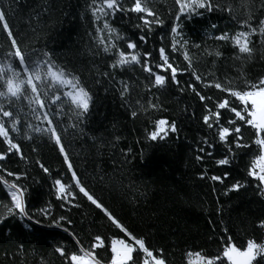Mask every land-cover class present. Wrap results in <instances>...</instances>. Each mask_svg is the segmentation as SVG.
<instances>
[{
    "label": "trees",
    "instance_id": "16d2710c",
    "mask_svg": "<svg viewBox=\"0 0 264 264\" xmlns=\"http://www.w3.org/2000/svg\"><path fill=\"white\" fill-rule=\"evenodd\" d=\"M102 2L0 0V11L12 32L8 37L0 22V65L23 69L11 55L15 38L28 64L51 61L78 78L92 97L88 113L80 117L69 100L51 102L59 86L49 87L47 82L42 86L37 82L40 92L46 93L41 95L43 109L30 104L26 98L32 95L30 90L18 100L0 97L4 110L13 112L12 117L0 114V121L20 146V153L0 160V264H72V254L80 255L82 249L92 252L96 236L104 242L103 248L95 250L102 264H111L113 239L142 238L166 264H189V253L210 258L222 255L228 238L236 246L246 245L249 239L264 242L260 227L264 195L258 179L249 175L261 153L254 143V129L237 122L242 142L249 147L237 148L235 136L221 141L220 127H235L227 121L236 118L218 104L229 99L238 110L242 105L228 92L211 86L220 82L245 91L250 90L245 81L264 77V36L251 35L250 57L239 53L233 39H218L248 32L249 25L258 27L264 19V0H212L215 10L198 9L199 15L180 13L175 0H148V7L162 21L149 25L140 18L145 14L129 10L134 0H119L124 11L94 15ZM105 22L115 32L109 33ZM177 25L179 36L172 32ZM174 38L182 42L177 50L172 48ZM130 42L137 47L129 49ZM161 48L179 69V83L172 81L166 65L157 67L163 64ZM120 52L140 54V63L116 65ZM145 63L151 73L145 71ZM156 73L167 77L163 86L155 85ZM193 73L202 79L197 81ZM0 91H6L3 79ZM201 95L206 99L202 101ZM217 111L221 119L217 123L213 117V127H209L203 117ZM44 112L61 137L64 153L49 131H34L51 127ZM161 119L174 122L177 131L152 140L149 134ZM13 121H18L15 129ZM7 148L0 137V154L7 153ZM225 158L229 163L220 165L218 161ZM74 173L103 208L79 191ZM214 176L222 182L211 179ZM57 180L71 191L69 201L57 195ZM237 182L243 187L230 190ZM9 184L23 190L26 215L19 210L7 214V207L12 206ZM253 264H264V257Z\"/></svg>",
    "mask_w": 264,
    "mask_h": 264
},
{
    "label": "snow or ice",
    "instance_id": "6c2138e0",
    "mask_svg": "<svg viewBox=\"0 0 264 264\" xmlns=\"http://www.w3.org/2000/svg\"><path fill=\"white\" fill-rule=\"evenodd\" d=\"M103 3L106 5L108 10H111L113 12L125 10L122 8L119 0H103ZM175 4L179 6L180 13H188L189 15H191L192 13H196L198 15L201 14L197 11L198 9H204L205 11L215 10L212 0H175ZM129 10L136 13L145 14L140 17L144 21L145 25H149L151 23H162V21H160L156 16V13L150 7H148V0H134L133 6ZM97 11L103 13L104 15H108V12H106L104 8L94 9V15ZM148 17H152L153 19L150 21ZM177 18L179 19V16ZM97 19H99V16H97ZM0 22H3L2 27L7 32L8 37L11 38L12 32L9 28L8 23L6 22L5 13L3 11H0ZM244 23L247 24L248 22L245 21ZM178 27L179 26L177 25L172 28V32L176 33L177 36H179V32L177 31ZM104 28L107 29L109 33L115 32V29L111 28L106 22L104 24ZM249 28L250 31L240 33L234 38L222 35L218 39H233L234 44L238 47L239 53L247 54L250 57L253 52V48L250 47L252 43L250 37L251 35L256 33L264 36V19H261L259 21L258 27H251L249 25ZM141 39L145 40L146 38L141 37ZM101 43H103L102 40ZM183 44H187V41H183ZM178 45L182 46L181 40L174 38L172 48L174 50H177ZM11 46L15 49V51L11 53V55L18 58L20 65L24 66L22 70L25 74V78L21 79L20 72L12 69L11 65H8L7 69H5V67L3 66H0V79L7 77V79L5 80L6 91H0V97L16 98L18 100L22 96H24V94L30 89L32 95L26 98L29 99L30 104L35 103L39 106V108L43 109L46 105L45 101L41 99V95H44L46 93L42 94L40 92L39 86L36 82H41L42 86L44 80L47 79L49 81V85L54 83L71 87L72 91L66 92L65 95L70 98L71 103L74 104L76 106V109L79 110L77 112L78 117L88 113L92 97L89 92L83 86H81L78 78L70 76V74L66 73L61 68H57L49 60L43 61L46 71H42L40 62H37L34 66L27 63L28 58H26L21 51L15 38L11 39ZM136 47L137 45L135 43L130 42L128 44L129 49H135ZM104 50L108 51L109 48L105 47ZM159 51L160 58L163 61V64L157 65V67H164L166 65V70H170L171 72L172 81L175 83H179V81L177 80L179 69L177 67H174L172 63L169 62V57L168 55H166L164 48H161ZM143 55L147 57L150 56L151 53H144ZM217 55H219V53H217ZM184 58L189 62V64H191V58L187 52L184 53ZM140 60L141 57L138 53L120 52L119 59L116 61V65L140 63ZM144 69L149 73L152 72V68L147 63H145ZM9 71H11V76H8ZM193 75L195 76V79L197 81L202 79V77L198 74L193 73ZM166 79V76L157 74L155 75L154 83L156 86H163L166 83ZM211 86L228 92L231 97L241 102L242 105L238 110L237 107L232 106V102L229 99H224L218 104L217 107L219 109L230 111L236 118L227 121L229 125H235V127H220V130L218 132L219 139L221 141H227L229 137L235 136L233 143L237 148L249 147V145H245L242 142L243 136L241 135V127L237 123L238 121L243 122L244 124L251 126L254 129L256 136L254 143L261 151V155L258 157V160L264 161V138H261L262 134H264V77H261L256 82L250 80L245 81L246 88L250 89L245 91L233 90L230 86L222 85L220 82H216ZM126 90L127 86H125V91ZM121 94L123 95V92ZM257 97L260 98L259 104L257 102ZM59 99V96L55 97V100ZM200 99L203 101L206 99V97L201 95ZM249 102L251 104V110H249V108L247 107L249 105ZM258 112L260 113L259 117L257 116ZM0 114H2L3 117L13 116L12 111L4 110L3 103H0ZM132 115H136V113L133 112ZM213 117H215L217 123H219L221 119V113L218 111L211 112L209 115H205L203 117L205 124H207L209 127H213L212 123H210ZM36 118L40 119L39 116H37ZM43 118L51 127H49L48 129L36 127L34 131H49L55 139L56 143L60 145V151L64 153L65 149L61 143V137L57 134L56 128L52 126L53 121L49 118L48 112H44ZM16 123H18V121H13V129H15ZM169 131H177L175 123L173 122L169 124L167 120L161 119L156 122L155 130L152 131L149 136L152 140L163 139ZM0 137H3L8 145L7 153L0 154V160L6 159L8 154L20 153V146L14 143L13 140L9 138V130L5 127V124L2 121H0ZM201 151L203 152L204 149L201 148ZM65 159L67 160L66 153ZM198 159H202V157H198ZM218 163L220 165H225L229 163V161L227 158H225L219 160ZM40 166L45 172L48 171V169L44 167L43 164H41ZM69 167L71 168V164H69ZM257 167L258 165L254 164L253 167L249 169V175L258 179L261 185V194L264 195V166L259 167L258 171L256 170ZM7 175L13 176L14 173L8 172ZM73 178L75 179V173L73 174ZM16 179L19 180L20 177L16 176ZM211 179L222 182V178L219 176H214ZM4 183L7 184V181H4ZM56 184L59 185V191L61 193H64L66 185L62 184L60 180H57ZM76 185L79 186V191L83 193V195L87 197V199L91 201L92 204L96 205L97 208H103V205L100 204L96 198H94V195L90 194L85 187L81 186V182L79 179H76ZM9 187L14 190L11 192L12 206L7 207V214H12L14 210H19L20 214L26 215L22 201L23 190L20 189L16 184H11L9 185ZM241 187H243V185L237 182L232 185L230 190L238 191ZM67 195L72 194L67 193ZM104 211L108 215V218L115 223V219L112 217L111 213H108L107 209H104ZM0 219H3V217H0ZM63 219L65 218L61 217V220ZM117 227L122 228V226L118 223ZM260 227L264 228V221L260 222ZM123 230L127 231L126 229ZM129 235L131 234L129 233ZM132 239L135 241V246L126 243L125 240L112 241L113 246L111 247V253L113 255L111 257V264H150V260L154 262V264H166L164 258L154 255V252L149 250V248L145 246V242L142 238L138 239L132 237ZM95 241L96 243H93L91 245L92 252L89 253L85 249H82V251L85 252V255H91L93 257V264H99V261L95 258V250L97 248H103L104 242L101 236H96ZM116 244L121 245L122 248L118 249L117 247H115ZM57 251L60 252L61 255L64 254L63 249H57ZM191 255L192 253H189V256ZM195 255L197 257H200L204 264H224L225 260L227 261V264H253V262L256 261L258 257H264V242H257L255 239H249L248 241H246V245L236 246L233 242H231V238H228V241L226 242V245L222 250V255L218 253L216 256L211 258L202 256L200 252L195 253ZM70 261L72 262V264H88V262L85 260V256L82 255L72 254L70 257ZM189 264H191V261H189Z\"/></svg>",
    "mask_w": 264,
    "mask_h": 264
},
{
    "label": "rangeland",
    "instance_id": "374dc122",
    "mask_svg": "<svg viewBox=\"0 0 264 264\" xmlns=\"http://www.w3.org/2000/svg\"><path fill=\"white\" fill-rule=\"evenodd\" d=\"M98 7L99 8H104V10L105 11H111V10H108L107 9V7H106V5L102 2L101 4H99L98 5ZM240 34V33H239ZM236 35H238V34H236ZM235 35V36H236ZM235 36H233V38L235 37ZM1 66V65H0ZM41 69H42V71H46V68H45V66H44V64H42L41 65ZM17 72H20V74H21V76H20V78L21 79H24L25 78V74H24V72H23V70H21V71H17ZM157 74H159V73H156L155 75H157ZM159 75H161V74H159ZM8 76H11V71H9L8 72ZM7 79V77H5V78H3V80L5 81ZM39 82V81H38ZM44 82H47L48 83V86L50 87V86H54V85H58L59 86V93H56L54 96H52V97H50V99H51V102H53V103H55V102H57V101H60V100H62V98H64V99H66V100H69L70 101V98L69 97H67L66 95H65V93L66 92H68V91H72V89H71V87L70 86H67V85H60V84H51V85H49V81L47 80V79H45L44 80ZM37 83V82H36ZM5 89H6V85H5ZM30 90V89H29ZM56 96H59L60 97V99L59 100H55V97ZM71 102V101H70ZM257 102H258V104L260 103V98L259 97H257ZM249 110H251V104H250V102H249ZM259 115H260V113L258 112L257 113V116L259 117ZM154 130H155V128H154ZM153 130V131H154ZM261 138H264V134H262V137ZM260 155H261V153H260ZM259 155V156H260ZM258 156V157H259ZM258 157L254 160V162H253V165L254 164H256V165H258V167L256 168V170L258 171L259 170V167H261V166H264V161H259L258 160ZM253 165H252V167H253ZM74 181L76 182V178L74 179ZM9 185H11V184H9ZM9 185H8V190H9V194H10V197H11V192L14 190V189H11L10 187H9ZM55 189H56V193H57V195L59 196V197H63V199L64 200H66V201H69V199H70V197L72 196V195H67V193H71V191L67 188V186H66V188H65V192L64 193H61L60 191H59V185H57V184H55ZM72 194V193H71ZM22 201H23V197H22ZM113 240H123V239H113ZM112 240V241H113ZM126 243H128V244H132L133 246H135V241L132 239V242H128V241H126ZM113 245H112V242H111V247H112ZM115 247H117L118 249L119 248H122V246L121 245H119V244H116L115 245ZM88 252V251H87ZM90 253V252H89ZM80 255H82V256H85V260L88 262V263H90V264H93V257L91 256V255H83V253L82 254H80ZM113 255V254H112ZM150 259V258H149ZM97 260V259H96ZM189 260L191 261V263H193V264H204V262L200 259V257H197L195 254H192L191 256H190V258H189ZM150 262H151V260H150ZM100 263V262H99ZM102 264V263H101Z\"/></svg>",
    "mask_w": 264,
    "mask_h": 264
},
{
    "label": "crops",
    "instance_id": "0c3cea01",
    "mask_svg": "<svg viewBox=\"0 0 264 264\" xmlns=\"http://www.w3.org/2000/svg\"><path fill=\"white\" fill-rule=\"evenodd\" d=\"M84 254H85V252H83V255H84ZM150 264H154V262L151 261Z\"/></svg>",
    "mask_w": 264,
    "mask_h": 264
},
{
    "label": "built area",
    "instance_id": "2783aa9c",
    "mask_svg": "<svg viewBox=\"0 0 264 264\" xmlns=\"http://www.w3.org/2000/svg\"><path fill=\"white\" fill-rule=\"evenodd\" d=\"M88 264H90V263H88ZM99 264H101V263H99Z\"/></svg>",
    "mask_w": 264,
    "mask_h": 264
}]
</instances>
